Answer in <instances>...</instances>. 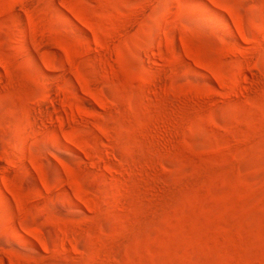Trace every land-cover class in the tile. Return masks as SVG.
Wrapping results in <instances>:
<instances>
[{
    "label": "rangeland",
    "instance_id": "rangeland-1",
    "mask_svg": "<svg viewBox=\"0 0 264 264\" xmlns=\"http://www.w3.org/2000/svg\"><path fill=\"white\" fill-rule=\"evenodd\" d=\"M0 264H264V0H0Z\"/></svg>",
    "mask_w": 264,
    "mask_h": 264
},
{
    "label": "bare ground",
    "instance_id": "bare-ground-1",
    "mask_svg": "<svg viewBox=\"0 0 264 264\" xmlns=\"http://www.w3.org/2000/svg\"><path fill=\"white\" fill-rule=\"evenodd\" d=\"M22 39H23V37H22ZM29 39V38H28ZM28 42V41H27ZM28 48V47H27Z\"/></svg>",
    "mask_w": 264,
    "mask_h": 264
}]
</instances>
